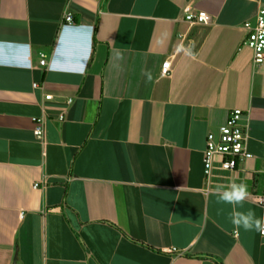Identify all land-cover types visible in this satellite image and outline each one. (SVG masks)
<instances>
[{"label":"crops","instance_id":"0c3cea01","mask_svg":"<svg viewBox=\"0 0 264 264\" xmlns=\"http://www.w3.org/2000/svg\"><path fill=\"white\" fill-rule=\"evenodd\" d=\"M262 6L0 0V264H264V235L212 194L246 184L238 210L264 217V62L242 45ZM234 107L254 156L207 179L206 136Z\"/></svg>","mask_w":264,"mask_h":264},{"label":"built area","instance_id":"2783aa9c","mask_svg":"<svg viewBox=\"0 0 264 264\" xmlns=\"http://www.w3.org/2000/svg\"><path fill=\"white\" fill-rule=\"evenodd\" d=\"M185 19L190 24H210L211 15L206 10H193L190 7L185 9ZM65 20L69 24L75 23L72 13H67ZM244 29L247 32L242 45H247L254 52V62L262 64L264 62V6L260 7L253 20H247L244 23ZM48 58L46 53H41L40 65H47ZM171 71V60L167 59L162 63L161 75L167 76ZM39 84L34 83V87ZM46 99L53 98L52 94H46ZM73 101L68 99V103ZM246 110L241 107H234L229 110L226 122L221 125L218 132L211 131L206 136V145L204 148V172L209 179L216 169L235 170L239 163L252 158L254 155L248 146V123L246 119ZM63 114L60 119H63ZM33 132L35 137L43 144L46 140V121L44 116H34ZM40 181L34 183V187H39ZM254 202L261 206L264 216V194L253 196ZM235 236L238 232L235 231ZM175 248L170 251H175Z\"/></svg>","mask_w":264,"mask_h":264},{"label":"clouds","instance_id":"9594fccd","mask_svg":"<svg viewBox=\"0 0 264 264\" xmlns=\"http://www.w3.org/2000/svg\"><path fill=\"white\" fill-rule=\"evenodd\" d=\"M212 194L219 197L218 202H223L233 207L230 219L237 230L242 227L245 231L255 230L264 235V217H257L255 210L251 208L245 211L238 210V208H243L244 201L249 196L246 184L233 183L227 189H218Z\"/></svg>","mask_w":264,"mask_h":264}]
</instances>
